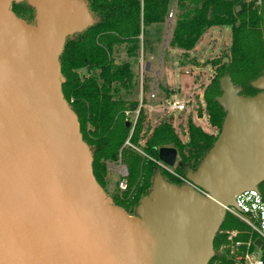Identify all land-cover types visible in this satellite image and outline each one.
Instances as JSON below:
<instances>
[{
    "label": "water",
    "instance_id": "95a60500",
    "mask_svg": "<svg viewBox=\"0 0 264 264\" xmlns=\"http://www.w3.org/2000/svg\"><path fill=\"white\" fill-rule=\"evenodd\" d=\"M22 1L34 25L11 12ZM91 24L84 0H0V264H206L225 208L264 182V70L252 97L219 80L220 133L186 175L205 195L154 178L129 216L95 181L61 92L65 40ZM157 158L172 168L177 152Z\"/></svg>",
    "mask_w": 264,
    "mask_h": 264
},
{
    "label": "trees",
    "instance_id": "16d2710c",
    "mask_svg": "<svg viewBox=\"0 0 264 264\" xmlns=\"http://www.w3.org/2000/svg\"><path fill=\"white\" fill-rule=\"evenodd\" d=\"M92 16V24L82 32L68 36L59 57L63 77L61 92L64 100L77 117L82 140L92 156V174L103 189L107 164L121 161L126 168L125 189L112 196L115 206L127 215H133L141 200L147 196L156 174L170 184L180 186V178L199 166L216 138L187 121V142H181L172 127V117L160 123L146 137L139 140L144 120L143 109L138 110L135 125L126 126L125 112L134 113L137 101L121 97L120 90L131 89L133 75L129 62L113 60L116 49L124 45L131 57L139 52L154 53L160 43V34L170 13L171 0H84ZM264 0H176L175 24L168 47L181 51L186 57L204 33L213 27L230 28V46L221 57L210 62L213 76L204 88V102L208 125L219 129L225 112L217 103L221 90L219 80L230 78L240 88L243 97L255 96L260 91L251 83L264 70ZM239 7V11L236 8ZM13 15L26 21L34 10L25 1L12 2ZM183 65V63H181ZM149 78H143L142 91H149ZM199 115L201 114L199 110ZM131 146L142 151L139 155ZM170 147L176 150L181 165L171 174L156 161L157 150ZM264 202V182L258 185ZM236 230L237 240L254 239L246 227L226 215L213 239L214 257L227 244L226 232ZM243 249V248H242ZM251 246L249 249L252 252ZM264 260V244L261 247ZM222 262L230 263L221 257Z\"/></svg>",
    "mask_w": 264,
    "mask_h": 264
},
{
    "label": "rangeland",
    "instance_id": "374dc122",
    "mask_svg": "<svg viewBox=\"0 0 264 264\" xmlns=\"http://www.w3.org/2000/svg\"><path fill=\"white\" fill-rule=\"evenodd\" d=\"M258 4L262 6L260 1ZM175 5L176 0H171L170 13L165 25L162 27L160 43L156 46L153 54L149 56L144 54L143 56L139 52L129 57L125 52L124 45L119 46L113 54L114 61L118 63L127 61L130 63L133 75L132 88H121V97L143 104L145 117L139 140L140 144L144 143L146 137L156 126L167 121L169 117H172L174 132L184 143L187 142V121L189 119L195 126L200 127L203 132L212 135L213 138H217L220 133L221 127L216 129L208 125L203 91L213 76L210 62L221 57L229 49L231 41L230 28L224 26L208 29L194 48L186 54V57H182L181 51L168 47L175 24ZM262 7L264 8V4ZM24 22L34 25L35 13L33 12L29 19ZM144 77L150 80L148 82L149 91L145 94L142 91ZM152 94L153 97H151ZM220 96H222V92ZM172 102L184 104L185 110L173 112L171 115L166 114L165 109ZM133 115L134 113L128 119L132 120ZM137 150L135 151L141 155L142 151L139 150L138 152ZM180 165V158L177 155L175 165L169 169L173 172ZM106 168V183L103 190L108 197L112 198V196L122 191L119 183L123 182L126 177V168L121 161L108 163ZM196 169L197 167L194 171ZM154 178L164 180L160 173L156 174ZM136 209L131 216H136ZM255 253L259 255V252L256 251Z\"/></svg>",
    "mask_w": 264,
    "mask_h": 264
},
{
    "label": "built area",
    "instance_id": "2783aa9c",
    "mask_svg": "<svg viewBox=\"0 0 264 264\" xmlns=\"http://www.w3.org/2000/svg\"><path fill=\"white\" fill-rule=\"evenodd\" d=\"M151 97H153V94ZM142 107L143 104L140 102L138 109L134 112L132 120L128 119L132 112H125V121L131 123L132 127L135 125L138 110ZM183 110H185L184 104L174 102L170 103L165 109L166 114L168 115H171L173 112H182ZM125 145L133 148L128 142H126ZM137 151L139 152V150ZM141 155L145 156L142 152ZM156 163L161 168L175 175L172 171H170L169 167L165 166L158 160ZM179 180L181 181V185L189 186L190 188L195 189L199 193L205 195L202 191L193 186L186 178L179 177ZM119 187L121 190H124L125 182H120ZM225 215L232 216L233 218L240 221L246 227L247 232L251 236H254V239L252 238L246 242H242L237 240V237L240 234L238 231H227V244L219 248L216 257H214L215 254L213 252V256L206 264H264L261 247L258 249L254 246V241L257 239H260L264 244V202L258 189H251L238 194L234 198V206H228L225 208ZM251 246L254 249L252 252L249 251ZM256 251L259 252V255L255 253ZM221 257L228 259L230 263L222 262Z\"/></svg>",
    "mask_w": 264,
    "mask_h": 264
}]
</instances>
